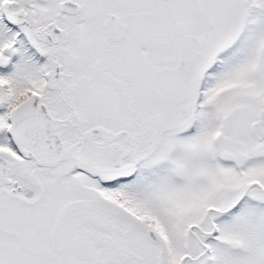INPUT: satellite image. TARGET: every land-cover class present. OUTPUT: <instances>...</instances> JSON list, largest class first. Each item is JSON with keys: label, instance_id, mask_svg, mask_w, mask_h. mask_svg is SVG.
I'll list each match as a JSON object with an SVG mask.
<instances>
[{"label": "snow or ice", "instance_id": "snow-or-ice-1", "mask_svg": "<svg viewBox=\"0 0 264 264\" xmlns=\"http://www.w3.org/2000/svg\"><path fill=\"white\" fill-rule=\"evenodd\" d=\"M0 264H264V0H0Z\"/></svg>", "mask_w": 264, "mask_h": 264}]
</instances>
